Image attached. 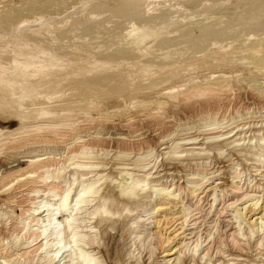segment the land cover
<instances>
[{"label": "bare ground", "instance_id": "bare-ground-1", "mask_svg": "<svg viewBox=\"0 0 264 264\" xmlns=\"http://www.w3.org/2000/svg\"><path fill=\"white\" fill-rule=\"evenodd\" d=\"M58 1L0 9V264H264V0Z\"/></svg>", "mask_w": 264, "mask_h": 264}, {"label": "rangeland", "instance_id": "rangeland-1", "mask_svg": "<svg viewBox=\"0 0 264 264\" xmlns=\"http://www.w3.org/2000/svg\"><path fill=\"white\" fill-rule=\"evenodd\" d=\"M7 1L10 2V3H9V4L6 3L7 5H5V6H0V7H2V8H0L1 10H2L3 8H5L6 6H8V5L11 6V4H12L11 7H14V6H15L14 8H17L18 10H20L21 14H22V13H27V12H26L27 10L25 9V5L23 4V1H24V0H19V1H18V0H11V1L7 0ZM59 1H60V2H59ZM59 1H58V3H60L61 5H63V6L66 7V5H68L69 2L72 1V0H70V1H68V0H62V1H61V0H59ZM214 1H216V0H214ZM11 2H12V3H11ZM211 2H212V1H211ZM64 3H65L66 5H65ZM15 4H16V5H15ZM231 5H232V4H231ZM51 6H52L53 8H52ZM56 6H57V5H49V6L45 7V9L40 7L41 9L38 8V10H36L35 12H37V11H40V12H37V13H45L46 11L49 12V10H51V9H52V10H53V9L55 10V8H57ZM48 7H49V9H48ZM50 7H51V9H50ZM7 8H8V7H7ZM47 9H48V10H47ZM1 10H0V11H1ZM25 10H26V11H25ZM44 10H45V11H44ZM72 10H73V9H72ZM72 10H70V11H72ZM27 14H28V13H27ZM24 15H26V14H24ZM99 15H100V14H98L97 16H99ZM101 15H102V14H101Z\"/></svg>", "mask_w": 264, "mask_h": 264}]
</instances>
